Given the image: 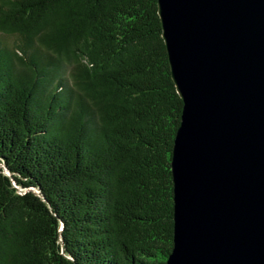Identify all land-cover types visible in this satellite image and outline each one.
<instances>
[{
    "label": "trees",
    "instance_id": "1",
    "mask_svg": "<svg viewBox=\"0 0 264 264\" xmlns=\"http://www.w3.org/2000/svg\"><path fill=\"white\" fill-rule=\"evenodd\" d=\"M182 105L156 0H0V264H166Z\"/></svg>",
    "mask_w": 264,
    "mask_h": 264
},
{
    "label": "water",
    "instance_id": "2",
    "mask_svg": "<svg viewBox=\"0 0 264 264\" xmlns=\"http://www.w3.org/2000/svg\"><path fill=\"white\" fill-rule=\"evenodd\" d=\"M156 5L183 104L166 264H264V0Z\"/></svg>",
    "mask_w": 264,
    "mask_h": 264
}]
</instances>
